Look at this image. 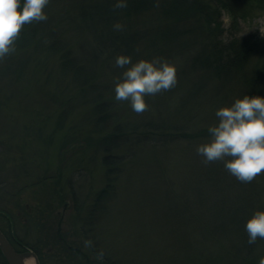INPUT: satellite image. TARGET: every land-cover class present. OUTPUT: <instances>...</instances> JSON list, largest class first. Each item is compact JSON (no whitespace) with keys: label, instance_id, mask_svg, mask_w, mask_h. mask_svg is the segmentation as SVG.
<instances>
[{"label":"rangeland","instance_id":"1","mask_svg":"<svg viewBox=\"0 0 264 264\" xmlns=\"http://www.w3.org/2000/svg\"><path fill=\"white\" fill-rule=\"evenodd\" d=\"M50 1L45 12L49 21L62 23L68 45L36 59L39 51L17 48L0 60V209L15 219L13 228L0 219V228L37 246L60 237L61 245L47 251L55 257L47 264H105V259L118 264H244L230 255V248H242L244 254L245 238L229 220L232 215L242 220V214L248 220L264 211V173L241 183L221 161L204 165L195 148L211 137L158 147L133 145L125 149L124 169L99 219L95 203L106 177L99 142H90L101 135L88 120L99 89H82L74 83L73 71L63 68L78 63L88 68L90 87L97 81L103 85L123 121L158 124L172 118L190 132L216 125L215 113L207 115L211 104L231 106L237 93L226 98L229 89L214 91L207 80L204 93L192 94L199 80L190 59L200 45L156 54H144L140 45L133 63L167 60L176 66L178 82L170 91L146 97L148 111L136 114L128 102L114 99L115 81L126 69L114 66L116 57L102 58L95 51L100 19L80 16L84 0ZM152 1L154 8L133 18L138 30L145 21L152 25L155 16H164L162 9L170 3ZM222 21L228 38L264 39V10L252 9L234 27L223 11ZM17 67L22 71L15 79L8 71ZM187 91L193 98L181 107ZM87 217L85 226L82 218ZM257 242L256 253H264V240Z\"/></svg>","mask_w":264,"mask_h":264},{"label":"trees","instance_id":"2","mask_svg":"<svg viewBox=\"0 0 264 264\" xmlns=\"http://www.w3.org/2000/svg\"><path fill=\"white\" fill-rule=\"evenodd\" d=\"M84 2L87 4L81 6L80 16L83 19L93 17L100 19L97 41L94 42L95 51L99 53L100 57L104 58L109 55L114 58L119 55H127L133 59V57H138L140 45L146 48L144 54L165 51L186 52L191 49L197 50L200 45L197 56H191L190 59V66L196 72L199 80V83L194 85L195 92L192 94H195L196 91H200L199 94L204 93L207 80H209L214 84V91H217L221 86L229 89L226 93V98L229 99L233 93H237L235 100L242 99L245 95L264 97V39H258L252 35L228 38L225 36L222 21V12L226 11L231 18V26H237L240 20L245 21L249 18L252 9L264 10V0H170V3L167 1L166 7L162 9L164 16H155L156 18L152 19L153 21L150 23L152 25H147L148 21H145L142 30L132 26L133 18L148 12L149 7L154 8L155 4L152 0H126V8L115 10L113 5L117 0L101 2L84 0ZM46 14L48 16L46 22H33L22 28L15 42V49L39 51L40 53H34L36 59L39 54L47 55L55 49L60 50L68 45L63 42L65 33L62 34L60 29L62 23L49 21L50 13ZM115 23H121L123 26L130 25V27L124 26L123 31H114ZM63 56H61V62L65 61L67 64V57ZM68 67L66 68L64 65L63 71H73V78L76 81L74 83L82 86V89H99L92 102L94 105L92 114L88 117L93 129L101 135L98 140L90 142H99L102 151L101 161L106 177V186L96 197L95 206L99 209L95 212L99 213V215L96 214L99 219L107 206L106 203L115 191L113 190L114 182L119 179L122 169H124L125 149L130 150L133 145L158 147L178 143L181 140H201L210 137L208 128L190 132L183 126H178V122L172 121V118L158 124L153 123L152 120L142 124L125 122L106 96L103 85L97 81L94 87H90L93 84L88 75V68L86 70L80 63ZM17 68L15 71H8L15 79L17 73L22 71L21 67ZM78 79L79 81H77ZM102 88L103 90H101ZM192 94L190 91L185 93L181 107L191 102ZM209 97L212 99V96ZM221 107L223 105L211 104L213 111L207 115L214 114ZM74 191L75 189H73V195L76 197ZM11 197L16 198L14 194ZM0 219L7 221L9 228H13L15 225L13 216L3 209H0ZM82 219L85 221V226L90 221L88 217L86 220ZM230 219L229 221H232L239 230L242 229L245 238L244 254L242 248L234 249L235 251L230 248L231 257H236V260L241 262L243 260L244 264H258L260 259L258 257L264 256V253H256L258 242L253 245H249L247 242L248 236L244 223V221L247 222V216L242 214L241 220L238 215H232ZM85 226V231L90 230ZM1 230L18 251H23L26 248L35 251L41 264H47L48 261L53 262L55 258L52 256L53 252L47 251H50L49 248L53 250L57 243L61 245V239L57 236L45 244L42 243V246H37L16 234L5 232L2 227ZM43 250L46 253H43ZM104 261L105 264H118L107 259ZM0 264H7L1 252Z\"/></svg>","mask_w":264,"mask_h":264},{"label":"clouds","instance_id":"3","mask_svg":"<svg viewBox=\"0 0 264 264\" xmlns=\"http://www.w3.org/2000/svg\"><path fill=\"white\" fill-rule=\"evenodd\" d=\"M50 0H0V60L15 51V42L22 28L33 22H46L45 9ZM127 7L126 0H117L113 9ZM121 23L114 31H123ZM130 65V67H129ZM115 67L126 69L115 81L114 99L126 101L132 111H148L146 97L167 92L177 85V68L162 58L133 63L130 56L119 55ZM218 123L208 128L207 143L196 146L202 163L223 162L225 170L241 183H251L264 173V97L245 95L231 106L215 112ZM248 244L264 240V211H256L245 224ZM258 264H264V256Z\"/></svg>","mask_w":264,"mask_h":264},{"label":"water","instance_id":"4","mask_svg":"<svg viewBox=\"0 0 264 264\" xmlns=\"http://www.w3.org/2000/svg\"><path fill=\"white\" fill-rule=\"evenodd\" d=\"M0 252L7 264H41L35 251H18L0 229Z\"/></svg>","mask_w":264,"mask_h":264},{"label":"bare ground","instance_id":"5","mask_svg":"<svg viewBox=\"0 0 264 264\" xmlns=\"http://www.w3.org/2000/svg\"><path fill=\"white\" fill-rule=\"evenodd\" d=\"M30 264V263H29Z\"/></svg>","mask_w":264,"mask_h":264}]
</instances>
